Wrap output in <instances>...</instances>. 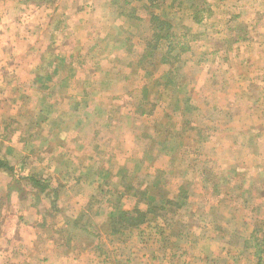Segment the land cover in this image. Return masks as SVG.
Returning <instances> with one entry per match:
<instances>
[{
  "label": "rangeland",
  "instance_id": "374dc122",
  "mask_svg": "<svg viewBox=\"0 0 264 264\" xmlns=\"http://www.w3.org/2000/svg\"><path fill=\"white\" fill-rule=\"evenodd\" d=\"M16 3L41 49L0 83V248L36 232L37 260L0 264H264V0ZM142 189L152 211L110 232Z\"/></svg>",
  "mask_w": 264,
  "mask_h": 264
},
{
  "label": "crops",
  "instance_id": "0c3cea01",
  "mask_svg": "<svg viewBox=\"0 0 264 264\" xmlns=\"http://www.w3.org/2000/svg\"><path fill=\"white\" fill-rule=\"evenodd\" d=\"M16 1L0 0V83L9 77H18L20 81L28 79L32 68L36 65L32 59L34 50L39 51L41 49L39 45L34 46L32 40L34 33L29 28L33 26L32 16H27L28 20L25 17L21 18L20 14L16 13L18 8ZM30 21L31 25L29 24ZM33 227L36 228L33 225L27 228H30L31 231ZM36 236H38L36 232H33L32 236L28 234V238H23V247L19 244L15 247L6 244L5 247L0 248L1 256L7 255L17 260L24 258L27 261L29 259L31 262L36 261L37 256L31 257L30 251L32 247H36L34 246ZM5 243H10V241H5ZM63 256L56 257V259L58 258L57 264H76L74 259L70 262L65 255ZM44 258H48V254L42 256V259Z\"/></svg>",
  "mask_w": 264,
  "mask_h": 264
},
{
  "label": "trees",
  "instance_id": "16d2710c",
  "mask_svg": "<svg viewBox=\"0 0 264 264\" xmlns=\"http://www.w3.org/2000/svg\"><path fill=\"white\" fill-rule=\"evenodd\" d=\"M23 1L27 3L31 2L35 5H47V4H51L54 2V0H23ZM149 1L153 2L154 0H149ZM160 21H161L160 18L155 13L149 14V22L153 26V29H155V31L157 27H159L161 30L164 28L163 22H160ZM56 28L58 29L59 27L56 26L55 29ZM153 36L156 39V41L152 44V49L153 51H155V55L163 56L164 54L170 53L172 51L173 46L171 45V41H170L171 34L169 32H166L164 34H161V32L160 33L153 32ZM151 42H152L151 40H148L146 42L145 48L149 46ZM163 43L165 45L164 47H163ZM163 48H164V52L162 51ZM41 60H43V58ZM41 65H44V64H41ZM41 65L39 66L40 69H42ZM57 68L58 66H56L53 69V72H55ZM45 77L50 78L49 74H46ZM0 172L11 173V174L14 173V168L12 167V165H10V163L2 157H0ZM20 178L28 180L30 182L31 187L34 190L38 189L42 193L44 190H46L48 186V184L43 182L42 181L43 179H40V177H38L36 174L21 176ZM146 195L151 196V194L148 192L147 189L137 190L135 194L136 196L135 202L130 209L122 208L121 205L119 204L120 207L116 206L114 209H111L109 212H107V216H108L107 220H108V226H109L110 232H118L119 229H127L129 226H134V225L136 226L137 224L142 223L146 219L147 212L152 211L151 209L147 210V208L144 209L143 207H141L142 206L141 204L146 205L148 203V201L146 200L144 202L141 201V197H146ZM83 219L75 218L74 221L80 222ZM85 222L86 220H84V222H82L83 225H80V226H84L85 224L90 223L88 221L86 223ZM255 237L256 236H254L253 234L252 238L254 240V247L256 248L257 255H259L260 251L262 250L261 245L264 244V234H262L263 238L260 243L258 241V238L255 239ZM260 260H262L261 257L259 258L256 264H260L259 262Z\"/></svg>",
  "mask_w": 264,
  "mask_h": 264
}]
</instances>
